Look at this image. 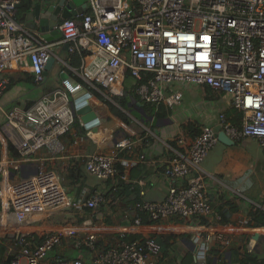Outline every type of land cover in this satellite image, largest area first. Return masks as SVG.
I'll list each match as a JSON object with an SVG mask.
<instances>
[{
    "label": "built area",
    "instance_id": "built-area-1",
    "mask_svg": "<svg viewBox=\"0 0 264 264\" xmlns=\"http://www.w3.org/2000/svg\"><path fill=\"white\" fill-rule=\"evenodd\" d=\"M19 3L20 0H0V74L28 67L34 82L40 83L45 78L43 72L52 55V45L16 21ZM56 28L62 44H69L68 52H85L80 67L74 71L80 81L67 77L50 97H42L25 110L6 113L7 136L15 139L21 159L44 146L61 150L60 137L74 123L84 128L73 107V100H78L77 85L85 91H79L81 103L92 107L101 102L107 106L124 95L127 76L135 80L134 96L156 109L179 105L178 84L218 91L238 117L233 122L220 113L217 119L221 131L234 142L254 138L264 151V0H89L83 13L62 19ZM7 85L8 79L0 76V97ZM167 135L175 143L172 147L168 142L164 160L163 174L171 182L168 194L160 202H135L124 212V227L111 230L88 220L72 225L69 215H54L57 227L34 243L25 237L28 232L18 227L28 217L54 214L60 209L74 213L89 210L102 222L97 210L106 200L104 193L95 191L71 199L64 177L43 167L24 179L3 182L0 229L4 232L0 238L13 235L9 238L16 248L9 264H21V260L25 264H159L161 247L151 236L155 221L172 216H208L212 212L200 164L218 142L215 129L208 125L189 142L174 136V132ZM134 145L130 136L122 135L114 141L112 154L93 153L85 158L86 172L99 181L113 178L118 173V153L131 154ZM135 162L136 158L123 159L121 165L130 168ZM121 178L126 180L127 175ZM177 180L181 184L176 185ZM141 214L151 223H142ZM5 218L14 220L17 227L9 228L3 223ZM190 228L194 233L202 229ZM107 231L116 232L114 242L102 238ZM132 233L142 237L126 240ZM193 237L194 260L203 262L213 239ZM217 241L222 248L228 245L221 236ZM58 246L65 255H70L69 250L77 254L45 259L47 252Z\"/></svg>",
    "mask_w": 264,
    "mask_h": 264
},
{
    "label": "crops",
    "instance_id": "crops-1",
    "mask_svg": "<svg viewBox=\"0 0 264 264\" xmlns=\"http://www.w3.org/2000/svg\"><path fill=\"white\" fill-rule=\"evenodd\" d=\"M29 1L31 3V0H20L21 7L17 9L15 17L20 25H23L21 20L27 12L26 5ZM71 1L75 6L74 9L83 13V5L87 4L77 6L73 0H65V3ZM35 2H40V0H35ZM49 43L52 45L51 51L55 57V62L53 66L48 68L49 74L44 75L45 78L42 82H34L33 75L28 67L21 66L8 69L0 74V76L8 79V85L0 97V166H3V168H0V187L5 181L14 182L24 179L33 175L38 168L43 167L53 169L64 177V187L71 199H77L83 195L88 196L95 191H100L106 195L110 186L88 174L85 170L84 160L93 153L112 154L114 141L116 140L114 138L117 136L116 131L123 130L129 134L135 145L132 153L127 154L128 156H125L126 154L120 156V153H118L116 164L121 165L123 159L135 158L137 159L135 165L143 164L146 167L144 174H139L136 179L131 180L128 177V171L135 165L130 168H124L121 165L127 175L126 182H130L135 187L136 192L139 193L136 202H160L166 198L171 186V182L163 174L164 160L168 153L167 145L168 142H173L167 134L174 132V136H181L186 142H189L204 125L211 126L216 133L222 132L217 119L220 113H225L233 122L238 120L228 100L218 91L211 90L206 86L182 87L179 84L176 85L181 92V101L173 114L167 111L168 109L164 106L161 109H156L154 106H144L134 95H129L124 87L125 93L122 97L117 98L115 103L104 106L107 108V113L109 109L121 121L124 118L120 114L124 115L130 120L129 124L125 122L127 125H123L122 122L116 121L112 116L102 114L97 105L103 104L98 102L97 105H91V109L98 120L97 125H94L96 126L95 130L91 127L88 132L86 127L82 128L78 123H74L69 132L60 137L61 150L44 146L29 158L21 159L15 142H13L15 139L12 141L7 136L6 113L12 109L25 110L30 107L36 102L32 93H35V95L41 93L39 99L44 96L50 97L54 90L59 87L53 88L50 86L48 80L51 77L57 76L60 78V74L64 73L71 80L78 79L74 71L79 67L77 68L69 63L72 52H68V49L64 50L65 44H62L61 39H53ZM54 46L66 52L65 60L54 54ZM57 59L62 60L64 63L62 67ZM63 80L61 79L60 83ZM24 81L33 85L35 90H25L21 86V82ZM17 85L18 87L15 89ZM96 94L102 100L104 99L103 95ZM219 94H221L225 103L229 105H226L227 108L221 104L222 100L219 98ZM120 101H124L123 107L119 106ZM138 103L141 104L138 105ZM221 105L223 107L219 108ZM131 128H137V130L132 129V132ZM85 129H87L86 133H84ZM98 130H102L105 135V138L100 141L94 137ZM249 139L248 137L241 141ZM251 139L255 140L257 144L256 150L255 145L250 143L248 145L253 151H250L248 146L235 151L233 155L225 160L228 169L205 170L202 166L203 183L212 209L210 215L185 219L172 216L152 225L151 235L157 236L154 239L167 242L170 246L163 249L161 243L157 241L161 247L159 264H179L182 257L188 253L193 259L191 264H264V151L256 139ZM228 140L230 143L219 140L217 143L226 146L235 143L229 138ZM141 155L143 160L139 161ZM10 161H15V163L10 164ZM113 181L112 186H115L116 179L113 178ZM175 184H181V180H177ZM132 195L135 194L130 193L133 200L135 198ZM105 199V202L97 210L101 213L102 222L94 217L95 212L85 210L81 213H74L66 210L67 214L32 215L27 218L25 224L18 225V227L22 229L21 231H27L25 237H28L34 243L40 242L46 233L57 227L53 222L54 215H69L72 225L88 220L95 226L101 225L111 230L124 227L126 221L122 218V215L131 208L133 202L126 205L118 200L111 202V199L107 196H105ZM109 202L113 204L114 209L109 206ZM5 219L3 223H6L9 228L14 229L17 227L14 220ZM200 220H204V222L201 223ZM192 226L202 229L194 233L189 230L192 229L190 228ZM3 232L4 229L1 228L0 237H2ZM163 234L171 236L163 237ZM115 235L116 232L107 231L102 238L107 242H114ZM194 235L212 237L213 241L210 248L213 253L209 255V257H212V263L207 261L209 258L208 253L205 261L195 262V245L192 242ZM220 236L227 240L228 245L226 247L222 248L218 243L217 237ZM9 237H13V235L7 234L5 238H0V246L3 248L0 264H9V259L12 257L11 252L16 251V248L12 246V238ZM52 250L56 251V255L60 254L63 257H75L77 254L76 251L69 250L67 253L71 252L70 255H65V250L60 246ZM215 250L217 252L214 253ZM231 250L235 252V255L231 254Z\"/></svg>",
    "mask_w": 264,
    "mask_h": 264
},
{
    "label": "water",
    "instance_id": "water-1",
    "mask_svg": "<svg viewBox=\"0 0 264 264\" xmlns=\"http://www.w3.org/2000/svg\"><path fill=\"white\" fill-rule=\"evenodd\" d=\"M30 5V6H29ZM86 5H83L85 7ZM21 7L19 3L18 8ZM73 2L65 3V0H40V2H35V0L29 1L26 7L27 12L24 14V18L21 20L22 26L28 31L40 34L47 41L53 39H61V35L57 30L56 26L61 19H66L76 16L81 13L79 10L74 9ZM69 44L64 45V50L68 49ZM55 62V57L50 55L46 63L45 70L43 74L47 76L49 73L48 68L53 66ZM67 77L66 74H60V78L63 80ZM140 105V103H138ZM73 107L75 114L80 116L84 127L87 129H96L98 123L96 114L92 111L89 105L81 103L79 100H73ZM218 140L221 142H229L228 137L224 132L217 133Z\"/></svg>",
    "mask_w": 264,
    "mask_h": 264
},
{
    "label": "trees",
    "instance_id": "trees-1",
    "mask_svg": "<svg viewBox=\"0 0 264 264\" xmlns=\"http://www.w3.org/2000/svg\"><path fill=\"white\" fill-rule=\"evenodd\" d=\"M25 4V3H24ZM28 4H29V2H28ZM28 4L26 5V7L28 6ZM84 51H82V50H74L73 52H72V54L70 55V60H69V63L72 65V66H75V67H80V65H81V61H82V58H83V55H84ZM79 80V79H78ZM80 81V80H79ZM121 100V99H120ZM124 101H120V103H119V106H124ZM144 106H152V105H150V104H144ZM143 106V107H144ZM161 107L162 106H160L159 107V109H161ZM108 115H110V116H112L116 121H118V122H122L123 123V121L124 122H126L127 124H129L130 123V120L128 119V118H126V117H124V115H121L120 114V116L121 117H123L124 119H123V121H121L119 118H117L109 109H108ZM128 119V120H127ZM123 125H124V123H123ZM121 132V134L118 136L117 134H118V132ZM119 131H116V138H114V139H118V138H120V136H128L129 137V134L127 133V132H125V131H123V130H119ZM170 145L172 146V147H175V143L174 142H170ZM126 154V155H125ZM129 155V153L128 152H121L120 153V156H122V155H125V156H128ZM116 168H117V170H118V173L116 174V176H114L113 178H114V180L116 179V185L115 186H112V184H113V178H111V179H107V180H105L104 182H105V184L107 185V186H110V189L107 191V193H106V195L105 196H107V197H109L110 199H111V202L113 201V200H118V201H120L122 204H132V203H130V202H133V204L136 202V198H137V196H139V193L138 192H136V189H135V187H133L132 185H131V183L130 182H126V180H123L122 178H121V176L122 175H124L125 173H124V170H123V167L121 166V165H119L118 163L116 164ZM145 169H146V167L143 165V164H137V165H135V166H133V167H131L130 168V170L128 171V177H129V179L131 180V179H136L137 177H138V175L139 174H144V171H145ZM72 177V176H71ZM64 184V183H63ZM129 192H128V191ZM130 193H134L135 195H132L133 196V198H135V199H131V196H130ZM135 201V202H134ZM111 202H109V206L111 207V208H113L114 209V207H113V204H111ZM133 204L131 205V208L133 207ZM131 208H129L128 210H130ZM127 211V210H126ZM124 215V214H123ZM123 215H122V218L124 219V217H123ZM141 217H142V223H144V224H148V223H151V222H149L148 221V219H147V216L146 215H144V214H141ZM161 220H159V221H155V222H160ZM199 222H201V223H203L204 222V220H200ZM263 225H264V223H263ZM153 238H155V237H157V236H155V235H151ZM163 237H170L171 235H167V234H163L162 235ZM142 236L141 235H137V234H130V235H127L126 237H125V239L126 240H136V239H140ZM156 241H158L159 243H161V247L163 248V249H165V248H169L170 246H169V244L167 243V242H164V241H160V240H157L156 239ZM215 252H217V250H215L214 251V253ZM208 257H209V255H212L211 253H213V250L210 248L209 250H208ZM231 254L232 255H235V252H233L232 250H231ZM1 258V257H0ZM210 258V259H209ZM208 259H207V261H208V263H212V257L210 256ZM192 257H191V255L188 253V254H185V256H183L182 257V259H181V261H180V263L179 264H191L192 263ZM232 264V263H231Z\"/></svg>",
    "mask_w": 264,
    "mask_h": 264
},
{
    "label": "rangeland",
    "instance_id": "rangeland-1",
    "mask_svg": "<svg viewBox=\"0 0 264 264\" xmlns=\"http://www.w3.org/2000/svg\"><path fill=\"white\" fill-rule=\"evenodd\" d=\"M74 2H76L77 6H81L83 4H88V1L89 0H73ZM128 2H130V0H127ZM53 50H54V54L59 56V58L65 60V55H66V52H64L62 49H59L57 46H54L53 47ZM57 62L59 63V65L62 67L64 65V63L62 62V60H58L57 59ZM61 78L59 77H51L48 82L50 84V86H52L53 88H56V86H59L61 83ZM21 86L25 89V90H35V88L33 87V85H31L29 82H21ZM18 85L15 87V89H17ZM124 87H125V90L128 92L129 95H134L135 94V88H136V83H135V80L133 78H131L130 76H127V78H125L124 80ZM33 94V99L38 101L39 98L41 97V93H39V95H35V93H32ZM219 98L222 100L221 101V104L226 107V104L225 101L223 100L221 94H219ZM38 99V100H37ZM224 103V104H223ZM180 105V104H179ZM179 105L177 106H174V107H171V108H168L166 107L168 110L167 111H170V113H174L176 111V107H179ZM221 105V107L219 108H222L223 106ZM229 106V105H228ZM227 106V107H228ZM165 107V106H164ZM226 107V108H227ZM154 113V112H152ZM123 121V120H122ZM124 124H126L124 121H123ZM74 125V124H73ZM127 125V124H126ZM133 126V124H131ZM130 125V126H131ZM132 129L135 131L137 130V128H131L130 130L132 131ZM128 131V130H127ZM87 132V129L84 130V133ZM122 132V131H121ZM121 132L119 131L118 132V136L121 134ZM133 132V131H132ZM135 135V134H134ZM121 137V136H120ZM249 142V143H248ZM253 144L255 145V150H256V147H257V144L255 142V140L253 139H249L247 141H237L235 142L233 145H223V144H220V143H217L215 146H213L210 151L207 153L206 157L204 158V160L201 162L200 164V168H201V172L203 173V169H202V166L204 167V169H208V170H214V168H219V169H228L226 166H227V163L225 162V160L227 159V157L233 155V153L235 151H237L238 149H242L245 148L246 146L249 147L248 144ZM249 150L250 151H253V149H251V147H249ZM223 160V161H222ZM67 214L66 210L65 209H60L58 211L55 212V214ZM2 251H3V248L0 246V257H1V254H2ZM56 251L55 250H49L46 254V258L45 259H50V258H53L56 254ZM21 264H25L24 260H21Z\"/></svg>",
    "mask_w": 264,
    "mask_h": 264
},
{
    "label": "bare ground",
    "instance_id": "bare-ground-1",
    "mask_svg": "<svg viewBox=\"0 0 264 264\" xmlns=\"http://www.w3.org/2000/svg\"><path fill=\"white\" fill-rule=\"evenodd\" d=\"M74 83H76V82L74 81ZM76 84H77V83H76ZM80 89H81V88H80L79 85H77L76 88H75V97H77L78 100L81 99L80 92H79ZM81 90H82V92H85L83 89H81ZM87 96H88L89 98H91V95L87 94ZM97 106H98V110H99L102 114H104V115H108V113H107V108H106L104 105L98 104ZM94 137H95L98 141H100L102 138H105V135H104V132H103L102 130H98L97 133L94 134Z\"/></svg>",
    "mask_w": 264,
    "mask_h": 264
},
{
    "label": "clouds",
    "instance_id": "clouds-1",
    "mask_svg": "<svg viewBox=\"0 0 264 264\" xmlns=\"http://www.w3.org/2000/svg\"><path fill=\"white\" fill-rule=\"evenodd\" d=\"M61 20H62V19H61ZM58 23H59V22H58ZM66 78H67V77H66ZM66 78H65V79H66ZM139 102H140V101H139ZM141 103H142V102H141ZM141 103H140V104H141ZM158 109H159V108H158ZM90 129H91V128H90Z\"/></svg>",
    "mask_w": 264,
    "mask_h": 264
}]
</instances>
